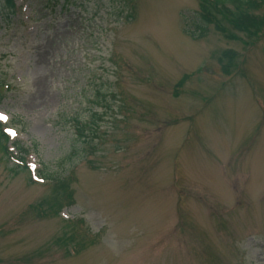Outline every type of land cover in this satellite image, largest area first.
Here are the masks:
<instances>
[{"label": "rangeland", "instance_id": "obj_1", "mask_svg": "<svg viewBox=\"0 0 264 264\" xmlns=\"http://www.w3.org/2000/svg\"><path fill=\"white\" fill-rule=\"evenodd\" d=\"M17 6L0 120L37 148L0 153V264H264V4L249 31L199 0Z\"/></svg>", "mask_w": 264, "mask_h": 264}, {"label": "trees", "instance_id": "obj_2", "mask_svg": "<svg viewBox=\"0 0 264 264\" xmlns=\"http://www.w3.org/2000/svg\"><path fill=\"white\" fill-rule=\"evenodd\" d=\"M59 1V0H57ZM67 1V0H64ZM9 15H13L17 11L15 0H5ZM200 11L199 16L204 24L210 25L219 24L221 19H227L230 24L243 31H249L254 28L256 22H258L257 16H254L251 11L260 4H264V0H199ZM187 32V31H186ZM191 36L195 33L191 30L187 32ZM4 81L0 80V100L2 99ZM9 136L5 133L3 126L0 124V153L4 158L9 160L12 158L17 159L22 164V167H16L15 172H22L27 170V157L30 153L29 148H25L17 144L15 149L18 155H14L10 151ZM37 146V145H36ZM41 176L46 180H53L49 172L41 171Z\"/></svg>", "mask_w": 264, "mask_h": 264}, {"label": "snow or ice", "instance_id": "obj_3", "mask_svg": "<svg viewBox=\"0 0 264 264\" xmlns=\"http://www.w3.org/2000/svg\"><path fill=\"white\" fill-rule=\"evenodd\" d=\"M0 118H2V117H0Z\"/></svg>", "mask_w": 264, "mask_h": 264}]
</instances>
